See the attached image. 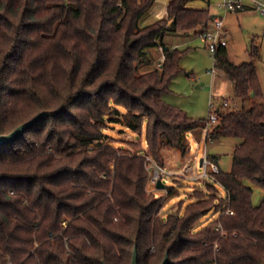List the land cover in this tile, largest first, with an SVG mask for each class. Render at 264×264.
I'll list each match as a JSON object with an SVG mask.
<instances>
[{
    "label": "trees",
    "instance_id": "1",
    "mask_svg": "<svg viewBox=\"0 0 264 264\" xmlns=\"http://www.w3.org/2000/svg\"><path fill=\"white\" fill-rule=\"evenodd\" d=\"M190 1L171 0L168 18L145 24L155 0H0V134L49 112L0 146V264H131L135 248L138 264H161L167 253L169 264H264V196L256 205L250 186L264 190V89L254 62L217 52L242 103L220 106L208 133L239 140L232 170L216 175L224 194L206 182L164 218V192L146 191L144 155L159 161L167 147L185 156L186 134L201 126L162 101L184 55L166 49L165 35H198L211 22ZM159 46L165 61L153 68ZM145 64L152 68L138 75ZM113 105L145 134L143 153L112 146L104 122ZM214 210L220 217L196 230Z\"/></svg>",
    "mask_w": 264,
    "mask_h": 264
},
{
    "label": "rangeland",
    "instance_id": "2",
    "mask_svg": "<svg viewBox=\"0 0 264 264\" xmlns=\"http://www.w3.org/2000/svg\"><path fill=\"white\" fill-rule=\"evenodd\" d=\"M219 1L220 0H211L210 11L225 18L224 26L229 32L228 50L230 60L237 65L254 62L258 69L261 86L264 89V17L257 12L226 14L224 11L217 9ZM156 2L157 0H155V4L152 5L148 12V14L152 13L149 14V16L152 15L153 18H148L145 21V24L152 23L157 19L168 18V12L167 15L162 18L155 17L158 14L153 15ZM165 7L166 5L164 6L163 13H160L158 16L164 15ZM172 22L173 19H168L167 26ZM197 36L198 35H196L194 31H191L190 33L169 32L165 35L164 43L166 45H172V43L179 44L180 46L178 48L181 51H184V55L180 61V72L171 82V92L163 95L162 101L183 112L190 118L199 121L201 124L200 127H202L204 124L203 121L207 120L210 114L209 102L212 95L215 96L214 102L217 106L221 105L223 97H228L229 106L231 107H241L242 103H240L239 100H235L236 97L233 93L231 82L226 78L223 71H219L215 68L211 53L206 48L205 43L196 38ZM253 45L258 46V57L252 56L251 48ZM163 53L164 51H161L159 47L152 50L153 68L158 67V64L165 61V59H162ZM151 68L152 67L149 64L143 65L139 69L138 75ZM213 68L219 71V76L211 74ZM216 78H219L220 80V91H215L214 88V80ZM246 106H249V103H246ZM113 108L117 113L111 117H107L104 122V133L112 140V146L116 149L123 148L132 154L143 153L144 151L140 148L147 150L145 134L143 133L140 135L135 133L126 126L128 111L124 107L113 105ZM202 134L203 128L198 129L196 135L202 136ZM186 141L189 145V149L185 156H182V153L179 150L167 147L161 149V159L159 161H157L151 154L146 153L147 156L165 165L167 171L178 175L167 176L168 182H163L165 187L174 186L175 188L173 194H168L167 188L162 190L165 196L162 201L160 215L164 218L175 214L181 202L184 203L185 207L188 203L195 200V190L202 189L205 192L207 190L206 183L202 184L200 182H193L187 178L181 177V174L186 167L191 166L196 174L201 173L202 169L200 168V162L205 156V151L207 150L209 155L216 153L220 155L221 166H219L221 170L227 171L231 167L233 161L232 152H234L239 144V140L233 138H225V140L221 139L217 143H207L206 138L202 137L197 139L191 133L186 134ZM80 150L81 149H77V152ZM87 151L91 153L93 151V146H89ZM50 152L52 151L50 150ZM144 156L145 168L147 171V166H149V164L147 163L146 155ZM250 186L254 189L253 201L258 205L264 196V190L253 183H250ZM147 192L151 193L149 191ZM220 192L224 194V191L221 188ZM219 217V212L215 210L211 211L196 224L195 229L199 230L206 226L210 221L217 220ZM216 245H219L218 242L215 243V247Z\"/></svg>",
    "mask_w": 264,
    "mask_h": 264
},
{
    "label": "built area",
    "instance_id": "3",
    "mask_svg": "<svg viewBox=\"0 0 264 264\" xmlns=\"http://www.w3.org/2000/svg\"><path fill=\"white\" fill-rule=\"evenodd\" d=\"M217 9L224 11L226 14L228 13H238L240 11H247V12H257L261 16L264 17V0H220L217 4ZM225 18L221 17L219 14H213L211 18L212 27L207 28L201 33L198 34V39L205 43L207 49L211 53L214 61V66L219 71L218 68V58L217 52L220 48L225 47L227 48L229 45V38H228V31L225 29L224 26ZM161 51H164L162 46H159ZM162 59H165V54L163 55ZM213 68L211 70V74H215L219 76V71ZM226 78L231 82L232 81L226 76ZM215 101V96L212 95L210 98L209 106H210V114L207 120L204 121L203 128L205 134L208 136L210 127L218 121V116L216 110L220 108V106L227 107L229 106L228 97H223L221 105L217 106ZM148 171V178H147V191L154 192L159 189L157 184L159 181L168 182L167 176H178L173 172L167 171L166 167L155 161L149 156H146ZM200 168L202 169L201 173L196 174L194 169L191 166H188L183 170L181 177L187 178L193 182H200L202 184L206 182H213L218 184L221 189L224 191V186L217 180L216 175L220 173V166L217 162L212 160L209 155L205 152V156L201 159ZM166 189V187H165ZM229 214H233L232 211L228 212ZM63 225L67 226V221L63 222ZM220 227L218 226V229ZM218 248V245H216Z\"/></svg>",
    "mask_w": 264,
    "mask_h": 264
},
{
    "label": "crops",
    "instance_id": "4",
    "mask_svg": "<svg viewBox=\"0 0 264 264\" xmlns=\"http://www.w3.org/2000/svg\"><path fill=\"white\" fill-rule=\"evenodd\" d=\"M170 1L171 0H168V2H167V4H166V7H165V13H164V15L163 16H155V17H157V18H162V17H164V16H166L167 15V7H168V5H169V3H170ZM155 4V3H154ZM188 6L189 7H192V8H195V9H200V10H206V9H209L210 10V3L207 1V0H194V1H190L189 3H188ZM211 12V11H210ZM241 13L242 12H244V13H246L247 11H240ZM212 13V12H211ZM239 13V12H238ZM149 14H152V13H149ZM214 13H212V15H213ZM154 15V14H153ZM153 18V16L151 15V16H149V18ZM172 21V20H171ZM212 22H210L209 23V25H208V27L209 28H211L212 27ZM201 30V29H200ZM229 33V32H228ZM165 38V37H164ZM197 39H198V37H196ZM200 40V39H199ZM201 41V40H200ZM202 42V41H201ZM204 43V42H203ZM180 45L179 44H177V43H172V45H167V47L170 49H174V48H178ZM207 48V47H206ZM227 49H228V47H227ZM228 52H229V50H228ZM163 55H164V53H163ZM233 86V85H232ZM214 88H215V91L216 90H218V91H220V80H219V78H216L215 80H214ZM175 109V108H174ZM176 110H178V109H176ZM179 111V110H178ZM181 112V111H180ZM183 113V112H182ZM205 121V120H204ZM204 121H203V123H204ZM201 129L203 128V127H200ZM199 128V129H200ZM212 128V127H211ZM211 130V129H210ZM209 130V131H210ZM189 133H191V134H193L197 139H200V138H206V142L207 143H217V142H219V141H216V140H211V138H209L206 134H205V131H204V128H203V134H202V136H198V135H196V133L194 132V131H191V132H189ZM223 140H225V138H223ZM234 150V149H233ZM165 151V150H164ZM208 155H209V153L207 152V150L205 151ZM232 156H233V152H232ZM209 157L212 159V160H214L215 162H217L218 163V165H220L221 166V157H220V155L219 154H210L209 155ZM232 164H233V161H232ZM232 164H231V167L227 170V171H225V172H229V171H231L232 170ZM165 166V165H164Z\"/></svg>",
    "mask_w": 264,
    "mask_h": 264
},
{
    "label": "water",
    "instance_id": "5",
    "mask_svg": "<svg viewBox=\"0 0 264 264\" xmlns=\"http://www.w3.org/2000/svg\"><path fill=\"white\" fill-rule=\"evenodd\" d=\"M166 49L168 50L169 48L166 47ZM48 115H49V112H46V111L41 112L36 117H34L32 120L25 122V123L21 124L20 126H18L11 133L0 134V146L11 144L12 142L16 141L18 138H20L24 134V132L27 129H29L34 124L39 122L41 119L47 117ZM201 162H202V160H201ZM157 187L159 189H165V184L162 181H159L157 184ZM169 263H170L169 262V254L167 253L164 261L161 264H169ZM104 264H106V263H104ZM131 264H138V250H137V248H135V250H134V256H133V260H132Z\"/></svg>",
    "mask_w": 264,
    "mask_h": 264
},
{
    "label": "bare ground",
    "instance_id": "6",
    "mask_svg": "<svg viewBox=\"0 0 264 264\" xmlns=\"http://www.w3.org/2000/svg\"><path fill=\"white\" fill-rule=\"evenodd\" d=\"M167 1L168 0H157L156 5L154 7V13L153 14L154 15L155 14H158L159 15L160 13H163L164 6L166 5Z\"/></svg>",
    "mask_w": 264,
    "mask_h": 264
}]
</instances>
